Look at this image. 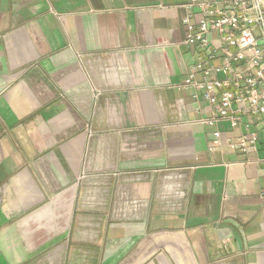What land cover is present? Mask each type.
Returning a JSON list of instances; mask_svg holds the SVG:
<instances>
[{"label": "crops", "instance_id": "0c3cea01", "mask_svg": "<svg viewBox=\"0 0 264 264\" xmlns=\"http://www.w3.org/2000/svg\"><path fill=\"white\" fill-rule=\"evenodd\" d=\"M188 2L0 0V264H264V130L195 123Z\"/></svg>", "mask_w": 264, "mask_h": 264}, {"label": "built area", "instance_id": "2783aa9c", "mask_svg": "<svg viewBox=\"0 0 264 264\" xmlns=\"http://www.w3.org/2000/svg\"><path fill=\"white\" fill-rule=\"evenodd\" d=\"M186 8L184 44L198 56L177 88L202 93L209 115L195 123L215 128L211 146L256 153L251 128L264 130V0H189ZM223 122L245 131L227 136ZM257 162L264 166V156Z\"/></svg>", "mask_w": 264, "mask_h": 264}]
</instances>
